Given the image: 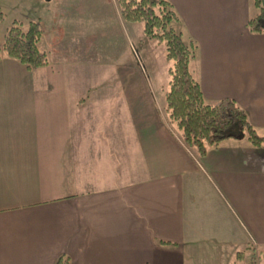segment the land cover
<instances>
[{"label": "crops", "instance_id": "obj_1", "mask_svg": "<svg viewBox=\"0 0 264 264\" xmlns=\"http://www.w3.org/2000/svg\"><path fill=\"white\" fill-rule=\"evenodd\" d=\"M43 1L48 64L0 58V264H235L248 247L264 260V147L230 138L195 157L134 65L121 89L82 85L79 63L100 62V0ZM168 1L197 44L190 70L204 100L233 99L264 135L252 1Z\"/></svg>", "mask_w": 264, "mask_h": 264}, {"label": "trees", "instance_id": "obj_2", "mask_svg": "<svg viewBox=\"0 0 264 264\" xmlns=\"http://www.w3.org/2000/svg\"><path fill=\"white\" fill-rule=\"evenodd\" d=\"M255 15L246 28L250 33H264V7L261 0H251ZM121 19L142 24L148 39L164 46V56L170 63L168 88L164 95V120L183 146L195 157L204 156L211 147L226 139L245 137L255 147H264V135H259L247 118L246 112L230 98L214 103L204 100L198 81L190 70L197 44L183 36L177 25L180 19L168 0H116ZM42 36L39 20H30L25 28L14 21L0 37V58L15 59L28 69L48 64V54L38 43ZM238 124L239 127H235ZM247 249L237 253L246 254ZM254 262V258H249ZM55 264H69L60 256Z\"/></svg>", "mask_w": 264, "mask_h": 264}, {"label": "rangeland", "instance_id": "obj_3", "mask_svg": "<svg viewBox=\"0 0 264 264\" xmlns=\"http://www.w3.org/2000/svg\"><path fill=\"white\" fill-rule=\"evenodd\" d=\"M112 1L116 5V11L108 0H100L99 5L96 3V13L100 15V29L93 40L96 53L99 51L100 62L89 64L85 58L79 63L77 73L83 81L82 85L92 87L93 91L121 89L119 81L124 80V66L131 64L147 76L150 87L159 96V100L165 95L169 80L167 69L170 63L165 59L164 46L146 38L142 32V24L129 23L122 19L123 22H119L118 6L116 0ZM48 7L49 4L43 0H0V37L14 21L20 22L22 28L30 20L41 22L49 14ZM57 20L60 22L61 19ZM65 21L69 24L71 18H65ZM161 110L164 117L163 106ZM235 127H239L238 124ZM245 253L235 264H264L260 250L248 247ZM251 256L254 262L249 261Z\"/></svg>", "mask_w": 264, "mask_h": 264}]
</instances>
